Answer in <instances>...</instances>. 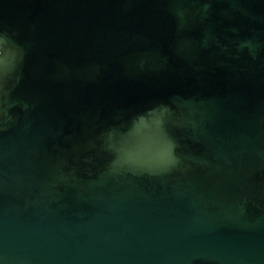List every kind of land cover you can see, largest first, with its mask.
<instances>
[{
	"label": "water",
	"instance_id": "water-1",
	"mask_svg": "<svg viewBox=\"0 0 264 264\" xmlns=\"http://www.w3.org/2000/svg\"><path fill=\"white\" fill-rule=\"evenodd\" d=\"M0 264H264V0H0Z\"/></svg>",
	"mask_w": 264,
	"mask_h": 264
}]
</instances>
